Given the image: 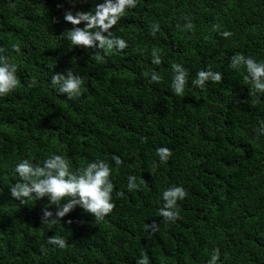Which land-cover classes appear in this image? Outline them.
I'll return each mask as SVG.
<instances>
[{"label":"trees","instance_id":"obj_1","mask_svg":"<svg viewBox=\"0 0 264 264\" xmlns=\"http://www.w3.org/2000/svg\"><path fill=\"white\" fill-rule=\"evenodd\" d=\"M98 2L0 0V48L20 80L0 97V264H135L144 253L150 264H206L214 248L219 264H264V96L256 101L243 69L228 66L236 52L264 59V0H138L110 30L127 47L107 54L72 46L67 33L84 22L63 19ZM186 20L192 29L182 27ZM225 29L233 35L221 36ZM173 62L189 70L183 96L170 86ZM209 66L222 80L193 85ZM69 68L85 78L74 99L50 86L53 73ZM153 70L159 81L150 79ZM161 145L172 150L166 163L155 154ZM52 152L73 168L97 158L113 166L115 206L103 220L75 206L44 224L42 209L56 211L46 196L25 205L10 196L15 163ZM130 174L144 179L138 190L127 189ZM170 184L187 195L178 218L165 222L160 192ZM152 221L155 231L144 227ZM52 235L66 246L47 244Z\"/></svg>","mask_w":264,"mask_h":264},{"label":"clouds","instance_id":"obj_2","mask_svg":"<svg viewBox=\"0 0 264 264\" xmlns=\"http://www.w3.org/2000/svg\"><path fill=\"white\" fill-rule=\"evenodd\" d=\"M138 0H99L95 4L94 11H65L63 19L72 25H79L84 22L83 27H73L67 33V39L72 46H83L84 48L102 49L105 54L113 50L120 51L127 47V41L122 36H115L110 31L120 18L125 14L126 9L133 8ZM184 29H192L193 24L186 20L182 26ZM217 24H213V30L218 29ZM159 30V24L153 23L152 33ZM220 35L229 38L233 35L231 30H223ZM12 48L19 52L18 44H13ZM159 49L152 51V63L159 65L161 56ZM5 50L0 48V97H4L13 92L20 84L17 76L18 65L11 62L10 58L4 54ZM99 59L104 56L97 53ZM234 70L243 69V80L246 81L252 90L254 99L259 100L264 96V59H257L236 52L230 58L228 65ZM172 79L171 89L178 96L184 95V90L188 80L189 70L181 63L171 64ZM152 81H159L161 76L153 70L150 75ZM222 73L213 71L211 67L200 69L196 73L192 84L203 89L206 81L220 82ZM85 78L74 73L71 68L64 72L53 73L50 79V86L57 93L65 94L68 99L81 96ZM35 78L28 85L32 87ZM258 135H264V118H258ZM171 149L161 145L155 148V154L159 163H166L171 156ZM115 166H119L122 160L119 156H113ZM156 164L154 162L153 167ZM13 171L18 179L12 184L8 191L10 196L25 205L29 201L36 202L43 197H47L48 202L56 206L55 214L49 209H42L41 221L44 224L55 225L59 217H64L75 206L81 207L85 212L90 213L96 220H103L105 216L113 210L115 202L113 200L114 183L112 181L113 166L107 160L93 159L86 162L79 168L73 165L66 154L52 152L41 162L34 163L29 158H22L15 163ZM142 183L141 178L137 181L135 175H128L126 187L128 190H138ZM117 194H122L119 191ZM187 195L186 189L181 184H170L160 192L162 206L158 209L159 215L165 222L173 221L179 216V204ZM146 229L157 230V224H145ZM47 244L60 249L66 246L64 237L52 235L47 238ZM41 250H45V245H40ZM220 250L214 248L211 251L206 264H219ZM135 264H150L146 253L136 258Z\"/></svg>","mask_w":264,"mask_h":264}]
</instances>
